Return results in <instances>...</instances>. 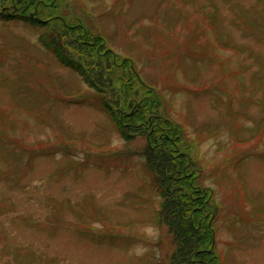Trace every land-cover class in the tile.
Returning a JSON list of instances; mask_svg holds the SVG:
<instances>
[{
  "label": "rangeland",
  "instance_id": "obj_1",
  "mask_svg": "<svg viewBox=\"0 0 264 264\" xmlns=\"http://www.w3.org/2000/svg\"><path fill=\"white\" fill-rule=\"evenodd\" d=\"M46 3L0 0L1 13L38 20L0 13V264H169L175 247L142 154L157 125L213 188L220 264H264V0ZM57 26L78 28L81 42L100 34L155 91L135 84L116 121L86 60L80 72L45 46ZM122 112L150 122L149 135L127 138ZM152 116L163 123L148 129Z\"/></svg>",
  "mask_w": 264,
  "mask_h": 264
},
{
  "label": "trees",
  "instance_id": "obj_2",
  "mask_svg": "<svg viewBox=\"0 0 264 264\" xmlns=\"http://www.w3.org/2000/svg\"><path fill=\"white\" fill-rule=\"evenodd\" d=\"M47 1L49 0H23L25 7L34 4L35 6L40 5V9L47 4ZM53 1L50 0V2ZM18 10L12 13L3 12L2 14L7 19L25 18L34 23L38 22L30 14L23 11L19 13ZM74 28L57 26L47 32L42 40L61 62L75 70L82 72L83 63L81 59L86 60L88 70L83 72L84 75L87 73V78L90 79L91 85L96 89L104 107L113 114L112 116L116 121L121 123L116 108L121 109L127 92L135 89V84L138 82H141V86L146 89L149 87L155 91L156 88L145 85L132 59L109 48L100 34L95 36L88 29L82 36L83 42H81L78 40L77 34L73 33ZM92 38L95 39L99 47L103 44L107 49L108 60L97 56V47L91 46L90 40ZM71 50H74L73 54ZM117 68L119 70L115 71ZM151 91L153 92V90ZM148 102L152 104L151 106L148 105L151 109L157 108L155 100L150 99ZM136 113L127 115V117L125 116L127 113L122 112V115L125 116L124 121L128 123L127 128L124 127L125 132H127L124 134L127 138H131L129 132L131 129H135L139 134L149 135V132L145 131H147L150 122L137 123ZM152 117L153 122L148 129L155 126L153 125L154 122H162L163 120L160 116ZM171 123H173L174 128L170 133L175 136L174 140L181 141L183 135L178 130L181 125L175 124L172 120ZM159 128L161 127L157 125L152 136L148 137L149 142L142 154L145 156L147 167L152 172L154 183L161 194L162 201L158 209L159 222L168 227L175 247L170 255L169 264H217V261L220 264L218 255L211 250L212 245H210L213 244L214 237L210 232L213 225L210 227L209 223H214L216 216L212 215L208 219L209 212L206 210L214 201L213 188L200 185L198 181L200 175L197 173L198 170L194 169L195 163L179 149H173L172 146L167 147L165 142H169V135L163 136V133L157 135ZM171 142L173 144L172 140H170Z\"/></svg>",
  "mask_w": 264,
  "mask_h": 264
}]
</instances>
